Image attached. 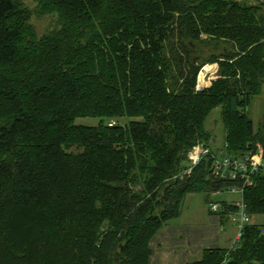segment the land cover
<instances>
[{"label":"trees","instance_id":"trees-1","mask_svg":"<svg viewBox=\"0 0 264 264\" xmlns=\"http://www.w3.org/2000/svg\"><path fill=\"white\" fill-rule=\"evenodd\" d=\"M36 1L57 22L41 36L0 0V264H151L189 194L235 184L210 155L188 173L216 108L229 154L264 153V0ZM244 201L264 216V174ZM262 226L185 264H264Z\"/></svg>","mask_w":264,"mask_h":264},{"label":"rangeland","instance_id":"rangeland-1","mask_svg":"<svg viewBox=\"0 0 264 264\" xmlns=\"http://www.w3.org/2000/svg\"><path fill=\"white\" fill-rule=\"evenodd\" d=\"M16 1H17V10L19 11L17 17H19L22 21L25 20L27 23L34 25L40 36L52 31V29L56 27L57 22L55 21L54 18L39 12L37 8L36 0H16ZM239 1H243V0H239ZM245 1H247L250 4L257 3V0H245ZM218 77H219L218 62L204 65L198 77L197 88L201 90L210 87L212 83L218 79ZM222 111H223L222 106L216 108L211 113L210 117L206 122V128L211 133V138L210 141L207 143V145L204 143L201 144L205 148H210L211 150H213L216 148L223 147L225 144L226 133H225V123L223 121ZM250 112L252 119L255 123V127L257 128L264 112V95L254 97ZM122 119L123 118H121L120 120L123 122ZM101 120L103 119L79 118L77 119V123L97 125ZM210 197L211 200L213 199L214 201L220 203L227 202V203L238 204L242 201V194L240 192L230 193L225 191L218 195H211ZM211 211L212 210L210 207V201L209 200L207 201V193L204 192L192 193L186 197L182 206L181 215L173 219L168 225L170 226V225H183L188 223H193V224L201 223L206 221V218ZM231 222L229 223L226 222L227 226L225 227V232L227 233V238L229 239L231 238V236L235 234V226H233L232 225L233 223L231 224ZM252 222L256 224H263L264 216L261 215L252 216ZM226 247H228V244H226ZM199 258H201V256ZM192 260H196V258Z\"/></svg>","mask_w":264,"mask_h":264},{"label":"built area","instance_id":"built-area-1","mask_svg":"<svg viewBox=\"0 0 264 264\" xmlns=\"http://www.w3.org/2000/svg\"><path fill=\"white\" fill-rule=\"evenodd\" d=\"M210 155L211 160V173L214 177L223 180H232L234 185L226 190L215 191L212 195H218L222 192H240L242 194V201L240 203H227L236 206L228 213V218L237 225L238 232L235 242L242 239L245 228L252 224V215L248 211L247 204L244 201V191L247 186H252L258 176L264 174V153L262 150L258 152H247L241 156L229 154L227 145L218 149L211 150L205 148L203 145H196L189 153L190 167L188 173L198 166L202 160ZM210 207L213 212H221L227 210L225 205L210 199ZM264 234V226L261 228Z\"/></svg>","mask_w":264,"mask_h":264},{"label":"crops","instance_id":"crops-1","mask_svg":"<svg viewBox=\"0 0 264 264\" xmlns=\"http://www.w3.org/2000/svg\"><path fill=\"white\" fill-rule=\"evenodd\" d=\"M226 222L231 221L223 222L221 214L211 211L204 222L163 227L150 243L151 264H185L202 256L205 249L233 247L238 228L231 222L235 234L229 239L225 232Z\"/></svg>","mask_w":264,"mask_h":264}]
</instances>
